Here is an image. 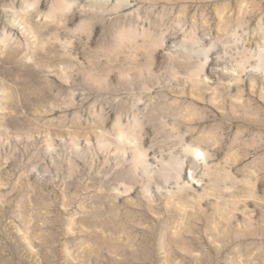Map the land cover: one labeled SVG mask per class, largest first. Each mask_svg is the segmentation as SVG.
Here are the masks:
<instances>
[{"label": "rangeland", "instance_id": "374dc122", "mask_svg": "<svg viewBox=\"0 0 264 264\" xmlns=\"http://www.w3.org/2000/svg\"><path fill=\"white\" fill-rule=\"evenodd\" d=\"M0 264H264V0H0Z\"/></svg>", "mask_w": 264, "mask_h": 264}, {"label": "bare ground", "instance_id": "6f19581e", "mask_svg": "<svg viewBox=\"0 0 264 264\" xmlns=\"http://www.w3.org/2000/svg\"><path fill=\"white\" fill-rule=\"evenodd\" d=\"M187 152L190 153L192 155V158L195 159V160H202L203 163L206 160L204 151L200 147H198V146H195V145H189V146H187ZM180 171H182L181 170V163L177 164V168L175 170V177H176V179H178L181 176L180 175ZM190 176L192 178V175H190ZM198 182H199V180H198Z\"/></svg>", "mask_w": 264, "mask_h": 264}]
</instances>
